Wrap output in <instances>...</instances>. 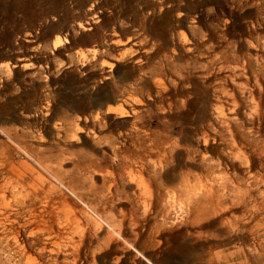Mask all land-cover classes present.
Wrapping results in <instances>:
<instances>
[{"label": "rangeland", "instance_id": "1", "mask_svg": "<svg viewBox=\"0 0 264 264\" xmlns=\"http://www.w3.org/2000/svg\"><path fill=\"white\" fill-rule=\"evenodd\" d=\"M29 263L264 264V0H0V264Z\"/></svg>", "mask_w": 264, "mask_h": 264}, {"label": "bare ground", "instance_id": "2", "mask_svg": "<svg viewBox=\"0 0 264 264\" xmlns=\"http://www.w3.org/2000/svg\"><path fill=\"white\" fill-rule=\"evenodd\" d=\"M114 44V46L118 47L120 45L119 42H112ZM60 41L57 40V42L55 43V46L59 45ZM185 44V43H184ZM191 48L187 47V52H190ZM216 60H219V55H215L213 59H210L205 65L203 64L201 66L202 72L207 74L209 71V67L212 65V63L216 62ZM219 63V62H218ZM117 65L116 64H110V65H106V68L109 69V71H112L114 69H116ZM217 70L216 72L219 73L221 71V65L218 64V66L216 67ZM173 74V73H172ZM171 74V76H172ZM183 81V80H182ZM159 86L164 90V92H167L169 90L167 81L165 83H161L159 84ZM174 86L175 87H179L180 86V81H176L174 82ZM216 93H218V90H216ZM118 118H126V115H124L123 112H119L117 113ZM205 135V134H204ZM203 135V146L206 147L208 145V141L209 140H213V138H211L210 136H204ZM201 158V157H200ZM216 162H221L220 160L216 161ZM205 165V158L202 157L200 159V161L198 162V169L201 171L203 169ZM220 165V164H219ZM145 169V165H141L140 166V170L143 171ZM141 174V173H140ZM195 180L191 179V176H189L188 174L186 175H180L179 177V183H178V187H177V192L183 196V198H185L189 205H195L197 207L202 208L206 202H208V198H210V200L213 199V191L211 190H203L202 188H198V185L194 182ZM214 186V185H213ZM203 199V204H201V200ZM65 208H67L68 213L66 215V219L68 221H70V223L72 222L75 226L80 227V225L83 222L82 220V215H83V210H81V208H71V203L66 200L63 199L62 203H61ZM207 204V203H206ZM190 208V207H188ZM73 209V211H72ZM47 213V212H46ZM37 217V216H36ZM38 218V223L44 225L45 230H47V235H46V239L51 241V247H43L42 248V252H50V253H54V249H58V241L63 239V232L62 230L59 228L58 225L53 226L50 224H48V221H45L44 216H40L37 217ZM38 227H40L38 225ZM79 241H81V238H77ZM31 264V263H29Z\"/></svg>", "mask_w": 264, "mask_h": 264}]
</instances>
